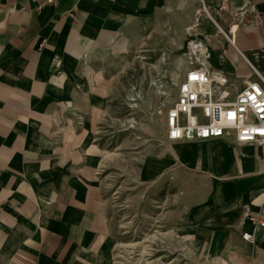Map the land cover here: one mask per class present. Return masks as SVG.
<instances>
[{
    "label": "crops",
    "instance_id": "obj_1",
    "mask_svg": "<svg viewBox=\"0 0 264 264\" xmlns=\"http://www.w3.org/2000/svg\"><path fill=\"white\" fill-rule=\"evenodd\" d=\"M56 1L38 10L44 0H0V264H113L102 128L114 87L105 66L152 28L151 12L188 3V30L201 8L199 0ZM215 2L211 18L225 34L205 19L194 33L233 98L257 79L252 66L264 76V0H235L247 10L239 21ZM140 159L136 181L175 187L178 226L206 258L264 264V229L252 218H264V143L166 136Z\"/></svg>",
    "mask_w": 264,
    "mask_h": 264
},
{
    "label": "rangeland",
    "instance_id": "obj_2",
    "mask_svg": "<svg viewBox=\"0 0 264 264\" xmlns=\"http://www.w3.org/2000/svg\"><path fill=\"white\" fill-rule=\"evenodd\" d=\"M204 1L199 0L194 22L205 19L218 28L210 15L217 13L219 0ZM234 1L221 8L239 21L247 10L235 9ZM179 5L171 1L164 13L151 12L152 28L114 53L104 69L114 87L102 128L108 152L103 184L117 236L113 264H214L194 234L179 228L172 201L175 187L162 178L147 184L136 181L140 158L166 137L164 113L174 104L178 83L190 67L189 42L197 39L196 32L184 26L188 3L184 9Z\"/></svg>",
    "mask_w": 264,
    "mask_h": 264
},
{
    "label": "built area",
    "instance_id": "obj_3",
    "mask_svg": "<svg viewBox=\"0 0 264 264\" xmlns=\"http://www.w3.org/2000/svg\"><path fill=\"white\" fill-rule=\"evenodd\" d=\"M220 1L223 6L229 0ZM54 3L57 1L44 0L38 6V10L44 4ZM204 8H207L205 1ZM196 25H198L197 20L188 31L193 33ZM218 28L225 34L220 25ZM189 44L190 67L178 83L174 104L164 113L167 139L169 141L204 140L231 134L238 143L263 144L264 76L262 73L252 66L257 79H246L236 95L230 98L226 77L216 74L211 69L208 64L209 51L201 49L205 41L192 38ZM252 218L257 228L264 229V218L261 215ZM244 238L251 241L254 239V234L245 233ZM262 242L264 243V237Z\"/></svg>",
    "mask_w": 264,
    "mask_h": 264
},
{
    "label": "bare ground",
    "instance_id": "obj_4",
    "mask_svg": "<svg viewBox=\"0 0 264 264\" xmlns=\"http://www.w3.org/2000/svg\"><path fill=\"white\" fill-rule=\"evenodd\" d=\"M210 17H211V15H210ZM222 29V28H221ZM201 48H203V46H201Z\"/></svg>",
    "mask_w": 264,
    "mask_h": 264
}]
</instances>
